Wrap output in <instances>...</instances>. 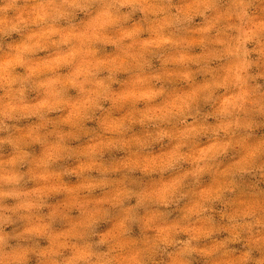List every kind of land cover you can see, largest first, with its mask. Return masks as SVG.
<instances>
[{
    "label": "clouds",
    "instance_id": "9594fccd",
    "mask_svg": "<svg viewBox=\"0 0 264 264\" xmlns=\"http://www.w3.org/2000/svg\"><path fill=\"white\" fill-rule=\"evenodd\" d=\"M262 185L264 0H0V264H264Z\"/></svg>",
    "mask_w": 264,
    "mask_h": 264
},
{
    "label": "rangeland",
    "instance_id": "374dc122",
    "mask_svg": "<svg viewBox=\"0 0 264 264\" xmlns=\"http://www.w3.org/2000/svg\"><path fill=\"white\" fill-rule=\"evenodd\" d=\"M157 148H158V146H157ZM207 179V178H206ZM71 182H75V178H72L71 179ZM262 186H264V185H262ZM42 243H44V242H42Z\"/></svg>",
    "mask_w": 264,
    "mask_h": 264
}]
</instances>
